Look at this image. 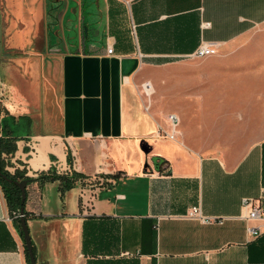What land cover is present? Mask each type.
I'll use <instances>...</instances> for the list:
<instances>
[{
	"label": "crops",
	"instance_id": "obj_1",
	"mask_svg": "<svg viewBox=\"0 0 264 264\" xmlns=\"http://www.w3.org/2000/svg\"><path fill=\"white\" fill-rule=\"evenodd\" d=\"M2 8L30 30L40 25L31 45L43 39L57 75L52 114H33L0 83V165L10 173L16 163L17 181L34 179L23 210L36 264H264V224L251 238L240 218L243 198L264 209V67L217 72L264 44V0H0ZM202 43L217 53L187 58ZM167 80L174 141L157 136L170 114L160 105ZM63 175L71 187L38 181ZM195 206L223 224L184 219ZM14 214L0 183V264H28Z\"/></svg>",
	"mask_w": 264,
	"mask_h": 264
},
{
	"label": "rangeland",
	"instance_id": "obj_2",
	"mask_svg": "<svg viewBox=\"0 0 264 264\" xmlns=\"http://www.w3.org/2000/svg\"><path fill=\"white\" fill-rule=\"evenodd\" d=\"M51 7L56 8L57 4L55 3ZM13 16L7 10L0 9V65L2 67L0 83L3 84V96L8 98V95H11L10 90L12 89V93H14L12 95H16L19 104L25 106L27 103L29 105L28 108L33 111V114L40 115L44 111L51 112L52 114L53 108L58 102L57 75L53 67L48 63L45 64V57L50 58L53 54L40 51L43 44V39L41 41V38L35 39L33 46L31 45L32 38L38 32L40 25H35V23L33 29L30 30L32 25L30 20L25 18V21H21L22 14H19L18 18H16L17 15L15 18ZM46 29L48 30L46 36L47 42L49 44L57 43L58 36L56 31L58 29L53 32L52 21L49 20ZM257 45L261 46L253 50H244L238 54L240 56L238 59L226 60L217 72L226 78L230 74L244 75V73L258 71L264 67V44ZM161 72L162 76L164 75L168 79L170 70L167 68ZM262 72L264 75V71ZM8 73H11L12 79L5 76ZM148 73H151L150 76H154L155 73L158 74L155 70H150ZM261 75L262 73L260 72L256 76ZM146 82L152 83L150 79H147ZM186 83L187 80H185V85ZM252 88L254 92H260L263 85L258 83L252 86ZM163 89L165 90V94L160 105H162L165 114L175 113V109L171 108L168 80ZM140 90L142 92L141 87ZM198 91L197 89L194 95ZM143 97L148 104L149 99L153 100L155 97V92L149 98L144 95ZM195 103L193 107L200 109L202 102Z\"/></svg>",
	"mask_w": 264,
	"mask_h": 264
},
{
	"label": "built area",
	"instance_id": "obj_3",
	"mask_svg": "<svg viewBox=\"0 0 264 264\" xmlns=\"http://www.w3.org/2000/svg\"><path fill=\"white\" fill-rule=\"evenodd\" d=\"M217 53V45L212 43H202L196 49L195 52L188 55L189 59H204L211 56H214ZM142 94L145 97H150L153 93V87L150 82H145L141 85ZM148 109V106L146 107ZM166 124L167 129L158 128L157 136L165 138L170 141L176 140L178 136V125L179 118L176 114L170 113L166 116ZM241 207L243 210V214L240 216L242 220L246 222L245 232L247 236L251 238H257L262 234L261 226L258 225L260 223L264 224V209L260 206L258 202H255L251 198H243L241 201ZM18 212L14 214L15 218H18ZM184 219L197 221L203 225L210 224H223V218H215L206 216L203 214L200 206L192 207L188 212L184 215ZM255 223V225L253 224Z\"/></svg>",
	"mask_w": 264,
	"mask_h": 264
},
{
	"label": "trees",
	"instance_id": "obj_4",
	"mask_svg": "<svg viewBox=\"0 0 264 264\" xmlns=\"http://www.w3.org/2000/svg\"><path fill=\"white\" fill-rule=\"evenodd\" d=\"M68 161L70 162V159H68ZM0 172L2 174L6 175L8 178L16 180V177L14 175H10L7 172H5L1 165H0ZM38 179H37L38 181H40V180H53V179L55 180V179H59L61 181L62 185H63V188H69V187L72 186L71 183H68L69 180L66 178L65 175L60 176V177H56V176H41ZM0 183L2 185L3 192H4V195H5V199L7 201V206L9 207L11 212L17 213L18 209H19V206H20V191H19V189L14 184L7 183L2 178H0ZM17 221H18L19 232H20V235L22 236V233H21V230H20V226H19V218H17ZM86 235L88 236V232L86 234V225H84L83 236H85V239H86ZM25 255H26L27 263L29 264L27 252H25ZM92 257H96V253H93Z\"/></svg>",
	"mask_w": 264,
	"mask_h": 264
},
{
	"label": "water",
	"instance_id": "obj_5",
	"mask_svg": "<svg viewBox=\"0 0 264 264\" xmlns=\"http://www.w3.org/2000/svg\"><path fill=\"white\" fill-rule=\"evenodd\" d=\"M13 170H11V172L9 173V171H7L8 174L10 175H14L12 172H16V170H18L19 168L16 167V163H13ZM0 178H2L3 180H5L7 183H12L14 184L20 191V206L18 209V218H19V226H20V230L22 233V238H23V242H24V246L28 255V261L29 264H36V260H35V256H34V252H33V248H32V242H31V238L29 235V231H28V227L24 218V210H23V204L26 198V194H25V189L26 186L30 183H32L34 181V179H25V180H20V181H16L13 180L11 178H8L6 175L2 174L0 172Z\"/></svg>",
	"mask_w": 264,
	"mask_h": 264
}]
</instances>
